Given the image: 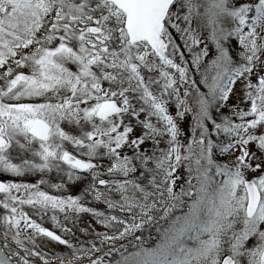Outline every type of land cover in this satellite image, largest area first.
<instances>
[{"label": "snow or ice", "instance_id": "6c2138e0", "mask_svg": "<svg viewBox=\"0 0 264 264\" xmlns=\"http://www.w3.org/2000/svg\"><path fill=\"white\" fill-rule=\"evenodd\" d=\"M0 264H264V0H0Z\"/></svg>", "mask_w": 264, "mask_h": 264}, {"label": "rangeland", "instance_id": "374dc122", "mask_svg": "<svg viewBox=\"0 0 264 264\" xmlns=\"http://www.w3.org/2000/svg\"><path fill=\"white\" fill-rule=\"evenodd\" d=\"M44 226L51 228V224L50 223H45ZM55 248H56L57 251H62L63 250L61 246H55Z\"/></svg>", "mask_w": 264, "mask_h": 264}]
</instances>
